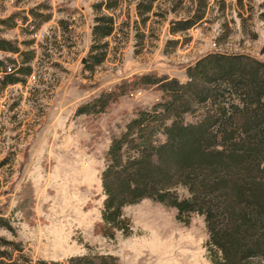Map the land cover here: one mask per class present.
Returning a JSON list of instances; mask_svg holds the SVG:
<instances>
[{"label":"rangeland","instance_id":"374dc122","mask_svg":"<svg viewBox=\"0 0 264 264\" xmlns=\"http://www.w3.org/2000/svg\"><path fill=\"white\" fill-rule=\"evenodd\" d=\"M100 1L114 2L0 0V19L13 16L0 24V35L35 52L34 81L27 77L0 89V236L20 241L22 253L34 261L90 253L113 255L119 264H209L203 218L194 215L184 225L174 208L149 198L123 208L132 225L128 235L107 238L100 231V174L111 138L160 93L132 90L97 117L75 112L135 75L154 72L185 82L187 67L209 52L264 60V0H206L203 18L176 34L169 31L171 21L192 16L197 0H158L145 24L137 12L141 0L94 7ZM32 8L50 14L35 28L36 38L29 32L39 21ZM101 14L112 16L113 32L98 42L107 43L104 60L85 67L91 27ZM9 56L20 61L18 54L0 51V57Z\"/></svg>","mask_w":264,"mask_h":264},{"label":"trees","instance_id":"16d2710c","mask_svg":"<svg viewBox=\"0 0 264 264\" xmlns=\"http://www.w3.org/2000/svg\"><path fill=\"white\" fill-rule=\"evenodd\" d=\"M156 1L137 4L143 24ZM116 4L100 1L94 7L114 9ZM206 4L197 0L192 16L171 21L170 33L191 28L203 18ZM36 10H30L39 20L34 28L50 19ZM12 17L0 24L8 25ZM259 17L264 23V11ZM94 22L84 64L89 68L104 60L107 43L98 42L113 32L111 15H97ZM0 51L20 58L0 57V89L24 84L34 50H21L15 40L0 35ZM186 75L185 82L154 72L135 75L77 107L76 115L97 117L132 90L153 87L160 93L159 101L137 110L111 138L100 174V231L107 238L116 232L128 235L132 225L123 208L149 198L174 208L184 225L194 215L203 218L209 264H264V60L213 51L188 66ZM22 252L20 241L0 236V264H119L109 254L34 261Z\"/></svg>","mask_w":264,"mask_h":264},{"label":"built area","instance_id":"2783aa9c","mask_svg":"<svg viewBox=\"0 0 264 264\" xmlns=\"http://www.w3.org/2000/svg\"><path fill=\"white\" fill-rule=\"evenodd\" d=\"M22 19H19L18 21H17V24L18 25H21L22 24ZM25 24H27V22L25 21ZM30 28V30H29V32L30 33H33V35L32 36H34L35 38L37 37V29H35L34 28V26L31 24V26L29 27ZM34 31V32H33ZM31 35V34H30ZM34 79H35V74H34V72H32L29 76H28V80L30 81V80H32V81H34Z\"/></svg>","mask_w":264,"mask_h":264}]
</instances>
